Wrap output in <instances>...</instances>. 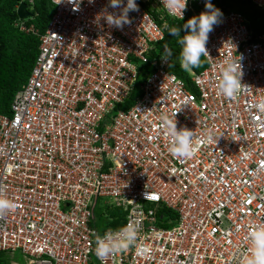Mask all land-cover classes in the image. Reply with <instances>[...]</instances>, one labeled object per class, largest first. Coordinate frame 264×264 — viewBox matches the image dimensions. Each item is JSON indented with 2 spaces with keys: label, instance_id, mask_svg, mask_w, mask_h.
Masks as SVG:
<instances>
[{
  "label": "built area",
  "instance_id": "1",
  "mask_svg": "<svg viewBox=\"0 0 264 264\" xmlns=\"http://www.w3.org/2000/svg\"><path fill=\"white\" fill-rule=\"evenodd\" d=\"M51 2L28 79L0 113V194L15 204L0 215V252L19 251L25 264H241L249 229L264 225V113L253 107L264 97V31L239 10L221 12L207 66L189 72L192 91L171 57L149 56L170 16L161 0H135L123 28L107 24L121 12L109 0ZM251 3L264 12V0ZM204 5L188 0L187 10ZM225 60L239 61L250 87L231 100L216 88ZM140 65L151 70L137 83ZM177 106V128L193 130L194 143L213 136L186 160L169 154L159 128ZM99 198L123 209L120 227L93 226ZM129 223L135 246L98 258L93 233Z\"/></svg>",
  "mask_w": 264,
  "mask_h": 264
},
{
  "label": "clouds",
  "instance_id": "2",
  "mask_svg": "<svg viewBox=\"0 0 264 264\" xmlns=\"http://www.w3.org/2000/svg\"><path fill=\"white\" fill-rule=\"evenodd\" d=\"M19 2L15 6L16 9ZM93 2L94 0H89V3ZM187 3L188 0H161V4L166 12L172 17H177L179 20L183 19V13L187 10ZM204 6L206 11L188 19L180 27L169 26L168 24L164 25V29L167 30L170 36L177 37V43L180 45L179 65L185 72H192L193 69L203 67L204 61L201 58L209 57L205 46L209 33L213 31V26L219 22V17L222 15L220 10L210 3V0H205ZM108 7L121 9L118 15L106 13L104 17L109 26L116 28H123L125 24H129L131 21L128 19V13L139 10L135 0H126V3H124V0H109ZM182 30L184 35H181ZM171 56L172 49L165 45L164 51L161 54L162 60L167 61ZM219 72L220 76L216 83L219 95L231 100L250 88L241 83L243 73L239 61L225 60L220 65ZM253 107L259 112L264 113V97H261ZM180 109L181 106H177L171 118L167 114H162L159 118V128L168 139L169 154L174 158L186 160L194 156L201 144L212 141L213 136L211 130H209L204 138L194 143L193 138L195 134L193 130H189L186 127L177 128L175 115L178 114ZM14 207L15 204L11 200L0 194V215L5 214ZM93 235L95 236L96 243L95 255L100 259H104L109 255H115L135 246L138 238V229L134 224L129 223L116 232L109 231L103 236L96 233H93ZM246 239L250 241L251 247L247 249L241 264H264V225L251 226Z\"/></svg>",
  "mask_w": 264,
  "mask_h": 264
},
{
  "label": "trees",
  "instance_id": "3",
  "mask_svg": "<svg viewBox=\"0 0 264 264\" xmlns=\"http://www.w3.org/2000/svg\"><path fill=\"white\" fill-rule=\"evenodd\" d=\"M20 0H0V113L9 114L10 103L13 95L27 81L30 71L33 67L35 57L38 53V34L45 31L47 25L53 15L54 6L51 0H32V3L24 0L27 9L31 12L30 16L20 19L16 14V4ZM220 12L229 9H236L246 16L248 24L254 29L255 33L264 31V12L255 8L251 0H210ZM248 9L251 14H245L243 10ZM195 16L191 10H187L182 20L166 15V24L169 26L180 27L184 25L188 19ZM160 23V21H158ZM24 26V29L21 28ZM181 35H184L183 30ZM172 49L170 70L180 77L185 85L194 91L190 81L189 72H185L179 65L180 45L177 43V37L170 36L164 29L163 38L157 41L153 50L150 52V58L158 57L164 51V46ZM204 63L203 67L193 69L195 72L201 71L207 66L204 57L201 58ZM142 71L137 83L144 80V73L149 72V65H140ZM140 90L136 85L130 97L122 104L120 108L127 109L139 96ZM107 211L100 213L103 215L102 227L98 232L104 231L106 228H118L123 224L124 211L121 207L105 206ZM164 216L175 219L177 213L168 209L160 210ZM160 224L162 222H159ZM164 225V224H161Z\"/></svg>",
  "mask_w": 264,
  "mask_h": 264
},
{
  "label": "rangeland",
  "instance_id": "4",
  "mask_svg": "<svg viewBox=\"0 0 264 264\" xmlns=\"http://www.w3.org/2000/svg\"><path fill=\"white\" fill-rule=\"evenodd\" d=\"M245 14L250 15L251 11L248 9L243 10ZM243 13V12H242ZM179 60V59H178ZM107 198H99L97 201V207L93 209V226L98 230L102 227V218L103 215L100 213H104L107 211V205H105V202H107ZM102 233V232H100ZM12 254H9L7 251H1L0 252V263H5L9 258L13 259L14 261L18 262V264H25V259L23 258L22 254L19 251L11 252Z\"/></svg>",
  "mask_w": 264,
  "mask_h": 264
},
{
  "label": "water",
  "instance_id": "5",
  "mask_svg": "<svg viewBox=\"0 0 264 264\" xmlns=\"http://www.w3.org/2000/svg\"><path fill=\"white\" fill-rule=\"evenodd\" d=\"M16 14L19 18H25L29 16L31 13L26 9V3L24 1H20L17 9Z\"/></svg>",
  "mask_w": 264,
  "mask_h": 264
},
{
  "label": "crops",
  "instance_id": "6",
  "mask_svg": "<svg viewBox=\"0 0 264 264\" xmlns=\"http://www.w3.org/2000/svg\"><path fill=\"white\" fill-rule=\"evenodd\" d=\"M176 218H177V216H176ZM2 264H5V263H2Z\"/></svg>",
  "mask_w": 264,
  "mask_h": 264
}]
</instances>
